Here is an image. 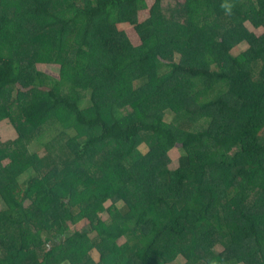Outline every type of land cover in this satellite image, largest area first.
<instances>
[{
	"label": "trees",
	"instance_id": "obj_1",
	"mask_svg": "<svg viewBox=\"0 0 264 264\" xmlns=\"http://www.w3.org/2000/svg\"><path fill=\"white\" fill-rule=\"evenodd\" d=\"M1 120L0 264H264V0H0Z\"/></svg>",
	"mask_w": 264,
	"mask_h": 264
},
{
	"label": "rangeland",
	"instance_id": "obj_2",
	"mask_svg": "<svg viewBox=\"0 0 264 264\" xmlns=\"http://www.w3.org/2000/svg\"><path fill=\"white\" fill-rule=\"evenodd\" d=\"M247 26L250 29H253L252 26L247 23ZM248 47V44L246 41L239 43L237 46H235L232 49V52L234 54H237L240 51L245 50ZM36 68L38 71H50L53 74H56L57 71V67L56 66H52V65H48L46 63H37L36 64ZM15 95V94H14ZM170 118L172 119V113L168 112V120H170ZM17 137V132L15 130V128L11 125V123L8 120H1L0 121V139L1 141H7V140H13ZM33 149H36V144L32 146ZM140 149L143 152H146L148 149L145 146V144H141L140 145ZM181 156V151L178 148H173L168 152L167 157L162 160V164L165 165L166 167H168L169 169H174L179 165V158ZM110 202L108 201L106 203V205H109ZM120 204V203H118ZM123 205V204H122ZM5 207L4 202L0 199V210H2ZM107 214L104 213L101 216L105 217ZM123 241V239H120V241ZM223 249L221 244H217L214 248V251L216 253L221 252ZM90 255L92 256V258L97 262L99 260V253L96 250H92ZM184 262V259L182 257H178L176 258L174 261L170 262V263H164V264H182Z\"/></svg>",
	"mask_w": 264,
	"mask_h": 264
}]
</instances>
